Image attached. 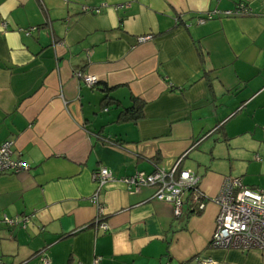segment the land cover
I'll return each instance as SVG.
<instances>
[{
    "label": "crops",
    "instance_id": "0c3cea01",
    "mask_svg": "<svg viewBox=\"0 0 264 264\" xmlns=\"http://www.w3.org/2000/svg\"><path fill=\"white\" fill-rule=\"evenodd\" d=\"M241 2L252 15L196 23ZM135 100L142 118L121 119ZM7 141L28 169L0 173V264H264L260 250L209 245L217 205L175 217L153 187L120 181L185 155L208 197L226 177L264 190V0H0ZM99 167L115 179L100 193L106 231L90 202Z\"/></svg>",
    "mask_w": 264,
    "mask_h": 264
},
{
    "label": "built area",
    "instance_id": "2783aa9c",
    "mask_svg": "<svg viewBox=\"0 0 264 264\" xmlns=\"http://www.w3.org/2000/svg\"><path fill=\"white\" fill-rule=\"evenodd\" d=\"M107 4L98 7L83 6L82 11L97 15ZM125 5L115 6L116 10L125 9ZM252 10L244 3H238L232 10L214 9L197 18L196 23L202 25L215 18H235L252 15ZM27 30V35L30 31ZM150 37H140L138 42L149 40ZM88 87L98 83L93 75L76 73ZM12 143L7 141L0 146V173H17L28 169L19 159L11 158ZM185 155L177 159L169 171L154 168L151 173L136 172L131 176L120 179L127 188L134 187L136 190L143 186H151L155 189L153 198L159 202L170 204L174 209V216L179 217L183 205H187L194 215L201 214L208 203L218 207L214 230L209 242L213 248L235 249L240 251L260 250L264 252V190L250 188L244 185L240 178L226 177L217 196L208 197L199 188L200 177L190 170L182 169L181 163ZM256 160H260L258 157ZM92 182L95 186L90 197V202L96 208V222L99 227L106 231L107 225L103 221L104 206L100 200L102 189L115 179L112 172L106 167H99L92 173ZM4 223L14 227L19 220L3 218ZM23 227L27 219L22 221ZM99 258L91 264H98ZM1 263V260H0ZM42 264H49L43 257ZM196 264H215L211 258L197 259Z\"/></svg>",
    "mask_w": 264,
    "mask_h": 264
},
{
    "label": "trees",
    "instance_id": "16d2710c",
    "mask_svg": "<svg viewBox=\"0 0 264 264\" xmlns=\"http://www.w3.org/2000/svg\"><path fill=\"white\" fill-rule=\"evenodd\" d=\"M245 5L247 7H249L247 4H245ZM133 104H134L133 106H131L130 108L125 109L123 112H121V114H120L121 119L130 120V121H137V120L142 118V115H143L142 111H143V106H144L143 103L135 100V101H133Z\"/></svg>",
    "mask_w": 264,
    "mask_h": 264
},
{
    "label": "rangeland",
    "instance_id": "374dc122",
    "mask_svg": "<svg viewBox=\"0 0 264 264\" xmlns=\"http://www.w3.org/2000/svg\"><path fill=\"white\" fill-rule=\"evenodd\" d=\"M228 163H230V161H227V163L225 165H228Z\"/></svg>",
    "mask_w": 264,
    "mask_h": 264
}]
</instances>
